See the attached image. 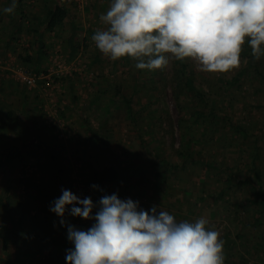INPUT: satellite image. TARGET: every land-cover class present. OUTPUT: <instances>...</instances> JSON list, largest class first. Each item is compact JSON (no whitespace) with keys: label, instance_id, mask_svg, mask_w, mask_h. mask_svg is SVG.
Wrapping results in <instances>:
<instances>
[{"label":"rangeland","instance_id":"rangeland-1","mask_svg":"<svg viewBox=\"0 0 264 264\" xmlns=\"http://www.w3.org/2000/svg\"><path fill=\"white\" fill-rule=\"evenodd\" d=\"M74 1L73 23L67 21L65 28L70 34V25L76 26V41L81 44V54L73 57L67 46L57 47L50 54L51 69L43 72L30 69L15 54L0 57V77L5 81L19 84L16 82L19 68L30 72L32 76L36 77L35 73H40V77L44 74L47 78L38 79L33 89H27L36 95L33 101L36 110L26 108L24 112L26 115L31 113L34 123L43 127L42 132H48L46 134L51 138L46 139L43 135L41 139L47 142V147L53 148L52 151L60 153L58 156L67 163L60 186L53 179L55 171L49 167L40 170L36 161L30 160L31 157L23 163L26 164L24 172H21L22 165H19L17 171L0 169L1 197L9 181L28 178L33 183L31 189L17 184L13 188V202L20 203L28 212L21 225L22 229L41 232L47 241H43V248H40L39 239L23 235L28 240L26 246L32 252L24 264L59 262L60 258L49 256V252L53 251L57 257L66 258L65 243L48 241L63 236L64 241L70 243L67 227L61 231L60 217L50 211L55 198H40V191L34 188V184L40 183L43 186H54L55 192L62 187L80 199L90 197L94 204H98L103 195L115 193L122 200L130 198L134 202L138 201L145 211L156 206L159 211L173 215L177 222H195L203 217L208 221L206 228L218 231L219 239L229 246L232 253L243 257L248 261L247 264H255L257 261L264 264V255L259 260L256 258V247L252 249L251 255L244 247L247 243H258L257 227L247 223L251 218L250 211H247L250 206L248 200L253 197V192L245 188H236L230 192L225 182L230 174L229 167L238 166L240 171L245 172L248 166L244 155L251 149V142L245 143L242 137L229 136L223 121L214 123L213 130H207L205 134H200L202 131L198 126L194 128L195 131L186 125L181 126L180 118L186 114L178 108L173 94L172 77L183 63L193 75L197 89H204L207 96L220 104L221 108L217 112L221 116L219 119L223 117L222 110L227 111L226 117L233 121H251L255 113L257 119H262L264 116L260 110H249L248 107L264 101V85L254 81L250 85L244 84L239 90L237 86L229 84L231 79L245 69L246 58L240 59L239 66L227 73L202 72L192 59H170L169 64L162 69L139 70L135 67L137 61L132 58L112 61L105 57L92 40L97 31L107 27L100 17L109 10L111 0ZM19 40L20 45L31 48L32 43L28 39L24 41L22 37ZM56 55L61 68L54 62ZM117 89H120L122 96L117 93ZM188 99L189 107L185 109L187 115L204 109L192 95H188ZM127 101H131L130 108L135 116L131 114L132 109L126 106ZM224 101H228V106L224 107ZM246 104L248 106H244ZM8 123L10 126L11 122ZM17 125L14 130L9 127L6 134H3L5 138H0L12 146L10 149L20 145L19 141H26L22 140L19 127L28 131L32 127L28 122ZM2 152L1 149L0 154ZM183 153L192 154L198 163H190V159H186ZM171 165L178 168L174 170ZM107 166L122 172L121 182L115 186L93 183L91 172ZM243 177L240 176L241 179ZM223 191L224 197L219 199L218 194ZM238 201L242 203V208L235 212L233 205ZM14 210V220L17 221L22 213L16 208ZM95 212L94 209L93 216ZM63 219L66 224L85 231L94 224V220L73 217L70 208ZM7 220L4 211H0V224L8 223ZM243 223L247 225L245 228H241ZM228 234L231 237L226 238ZM243 240L248 241L244 244ZM1 241L9 240L4 236ZM15 249L12 244L3 249L1 244L0 264H13Z\"/></svg>","mask_w":264,"mask_h":264},{"label":"clouds","instance_id":"clouds-1","mask_svg":"<svg viewBox=\"0 0 264 264\" xmlns=\"http://www.w3.org/2000/svg\"><path fill=\"white\" fill-rule=\"evenodd\" d=\"M17 2L4 13L12 14ZM100 19L107 27L92 36L96 48L112 61L136 60L139 70L192 59L202 72L227 73L239 66L246 40L255 59L264 56V0H111ZM69 208L73 217L94 220L92 227L66 224ZM50 211L74 246L67 264H224V242L203 217L177 222L156 206L145 211L115 193L94 204L66 189Z\"/></svg>","mask_w":264,"mask_h":264},{"label":"trees","instance_id":"trees-1","mask_svg":"<svg viewBox=\"0 0 264 264\" xmlns=\"http://www.w3.org/2000/svg\"><path fill=\"white\" fill-rule=\"evenodd\" d=\"M69 11L66 7L61 6L60 4H57L53 9H51L47 15L49 20V29L54 30L58 25L63 24V22L69 18ZM75 35V34H74ZM73 35V36H74ZM75 37V36H74ZM69 43L72 45V55L75 57L74 54L78 53L77 50L80 49L81 44L74 42L73 38L69 41ZM51 58V56H50ZM246 58L247 64L245 69H243L237 76H235L233 79L229 81V84L232 86H237L239 90L242 89L244 84H251L254 81L263 84L264 85V56H262L259 60L255 59L252 55V49L248 45L247 40L245 41V45L241 50L240 59ZM155 71V70H154ZM39 75L40 73H35ZM241 77L244 79H241ZM258 79V80H257ZM172 82L174 84L173 88V94L175 102L179 109H181L182 112H185L186 116L180 118L181 126L186 125L190 128L191 131H195L194 128L198 126L199 130L202 132L200 134H205L207 130H213L214 123H217V121H223V126L226 131L230 133L229 136H235V137H242L244 142H251V149H248V152L244 155V161L246 167L245 172H242L238 169V166L235 167H229L230 174L227 175V179L225 182L228 185V190L233 191L234 189H243L245 190H251L253 192V197L248 200V203L250 204L249 210L251 213V218L247 223L256 226L257 227V236H258V243H255L254 245H251L249 243L244 246L245 242L248 240H243L244 244L242 246L245 247L248 254L250 253L254 247H256L254 250L256 253L257 260L260 259L261 256L264 255V118L257 119L256 113L252 117L251 121H233L232 118H227L225 110H222L223 117L217 114L220 104L217 103L216 99H211L209 96H207V93L204 89L198 90L195 83L193 75L188 72V69L186 66L181 63L180 69L175 71V75L173 74ZM117 93H119L120 96L122 94L120 93V89H117ZM188 95H192L195 97V99L198 100V103L204 107L202 111L195 110L193 114L187 115V109L186 106L189 99ZM247 102V101H246ZM217 103V106L215 104ZM224 107L228 106V101H224ZM126 106L129 107V110H131V101L126 102ZM222 106V105H221ZM248 106V104L244 105ZM189 107V106H188ZM221 108V107H220ZM249 110H253L257 108V110L261 111V113L264 116V101L259 102L258 105H252L248 107ZM186 109V110H185ZM139 113V111H137ZM132 116H135V112L133 109L131 110ZM206 114V116H205ZM13 112H9L6 115V119L11 120L14 117ZM205 116V117H204ZM190 119H185V118ZM263 125V129L259 131L260 126ZM199 132V131H197ZM205 132V133H204ZM214 134H218L215 131H211ZM147 134H149L147 132ZM90 135V139H91ZM94 137V135H93ZM196 137H198L196 135ZM40 141V139H39ZM26 147L28 144L25 145ZM184 154V153H183ZM186 155V159H190V163L197 164L198 162L194 159L192 154H184ZM49 158L52 160L56 165L54 167L53 176L56 178L62 177L64 171L60 168L58 165V158L55 154L49 153ZM27 160L24 162L26 163ZM247 162V163H246ZM1 164V163H0ZM26 164H22V170L21 172H24ZM140 167V166H139ZM168 167V166H167ZM174 170H176L177 166H170ZM141 168V167H140ZM17 171V170H16ZM35 175V174H34ZM249 176L246 178V176ZM240 176H244L242 179ZM168 178L167 176H165ZM91 178L93 183L104 186V185H118L121 180L123 179L122 172L113 166H107L102 170H96L91 172ZM58 183V181H57ZM17 184L24 185L27 189H31L33 187V183L30 182V179H22L19 178L16 182L15 181H9L7 183V186L3 189V195L0 196V208H3L4 214L7 215L8 223H1L0 224V245L2 244L3 249L8 248L9 244H12L16 247L15 253H14V259L13 264H24V260L27 261L28 257H31V251L26 246L27 239H25V236L32 235L34 238L39 239L41 241L40 248H43V241H47L42 235L41 232H26L24 229H22L21 224L23 225L25 222V219L28 215L27 210L22 211L21 217L18 221V224H16V221L14 220V208L20 209L22 207L17 203L13 202V198L15 197L14 189ZM57 185V184H55ZM34 188L36 191H40V197L44 199H48L50 197H54L55 199L59 198L61 195H55L54 194V186L47 185L43 186L40 184H34ZM52 189V190H51ZM62 188L59 193H62ZM224 191L220 194H218L219 199H223ZM241 202H234V210L237 212L239 209L242 208ZM251 209V210H250ZM247 225L243 223L241 225V228H245ZM61 231L66 230V226H61ZM25 235V236H23ZM251 234L250 236H252ZM7 236V241H1V237ZM231 237L230 234H228V237L226 235V238ZM27 240V241H26ZM57 243V241H61L65 243L66 251L64 253V257H66L67 251L74 246L71 243L65 242L63 239V236L60 237V239H51L48 242ZM227 240V239H226ZM47 242V243H48ZM27 247V248H26ZM49 256L53 257L55 256L58 259L59 262H50V264H67L66 258L57 257L56 253L54 254L49 252ZM223 253H224V264H247L248 261H245L243 257H240L239 255H236L235 253H232L229 250V246L223 245ZM262 254V255H260ZM259 256V257H257ZM255 264H261L259 261Z\"/></svg>","mask_w":264,"mask_h":264},{"label":"crops","instance_id":"crops-1","mask_svg":"<svg viewBox=\"0 0 264 264\" xmlns=\"http://www.w3.org/2000/svg\"><path fill=\"white\" fill-rule=\"evenodd\" d=\"M57 4L66 7L70 16L63 22V24L58 25L54 30H51L48 28L49 20L47 15ZM74 4H76L74 0H18L14 12L12 14H7L4 13L3 9L11 5V0H0V57L4 58L15 54L18 56V59L30 69L36 70V72H43L49 70L51 67L50 62L52 61V57L50 60L48 59L50 54L54 52L57 47L64 48L67 46L70 55H72V45L69 41L73 38L74 42L78 43L76 41V37L78 36L76 32L77 28L73 24L70 25L72 29L70 28L69 34L65 27L67 21L73 23L72 17ZM66 31L68 32V35H66ZM22 37L24 38V41L28 39L32 43L30 49L26 48L23 44L20 45L21 41L19 39ZM26 42L28 43V41ZM81 50L82 49L77 50L78 53L74 55L81 54ZM27 89L28 88L25 85L15 84L8 80L5 81L0 77V131L2 133L0 138L4 137L3 134H6L5 131L8 130L9 127H12L14 130L15 127L18 126V123L28 122L29 126H32L30 131L23 130L22 127H19V129L22 130L20 131L22 134V140L26 139V141H19L20 145H17L13 149H10L12 146L7 145L3 140L5 137L0 140V150H3L0 154V158H2L0 159V169L16 170L19 168V165H22L29 159V157H31L30 160L34 159L40 170H47L49 168L54 170L56 164L50 160L48 156L49 153H53L58 158V165L64 171V167L67 163L58 156L60 153L52 151L53 148L50 146L47 147V142H44L41 139V136L43 135L46 139H50L51 137L46 134L48 132H42L43 127L34 123L30 116L31 113L26 115L24 112V109L26 108L28 110L30 108L34 109V111L36 110L35 105L33 106V101L36 95L28 92ZM9 112H13L15 115L11 120L6 119V115ZM8 122H11L10 124L12 126H9ZM18 139L20 140L21 138ZM39 139L41 141H39ZM26 144H28L27 147L25 146ZM5 146H8L7 149ZM63 175L61 179L53 176L55 183L58 181L59 186L62 184ZM60 190L61 189L58 188L57 192H54V194L62 195V193H59ZM25 209V207H20V209H18L20 211L19 213L21 214ZM0 211H3V208H0ZM16 224H18V221H16ZM25 231L29 232V230Z\"/></svg>","mask_w":264,"mask_h":264},{"label":"built area","instance_id":"built-area-1","mask_svg":"<svg viewBox=\"0 0 264 264\" xmlns=\"http://www.w3.org/2000/svg\"><path fill=\"white\" fill-rule=\"evenodd\" d=\"M58 58H59L58 55H56L55 58H53L54 62L57 63ZM56 65L58 68H61V65L59 63H57ZM36 77L32 76L30 74V72L24 71V70L19 68V70L17 72L16 82L19 84L25 85L29 89H33L36 86L38 79H40V78H44V80L47 79L44 76V74L42 75V77H40L39 75H37Z\"/></svg>","mask_w":264,"mask_h":264}]
</instances>
